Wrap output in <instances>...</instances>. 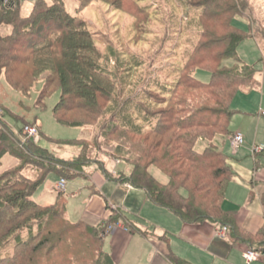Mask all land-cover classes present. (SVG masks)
Here are the masks:
<instances>
[{
	"label": "trees",
	"instance_id": "1",
	"mask_svg": "<svg viewBox=\"0 0 264 264\" xmlns=\"http://www.w3.org/2000/svg\"><path fill=\"white\" fill-rule=\"evenodd\" d=\"M226 1L228 8H220V22H215L218 26L213 24L226 31L217 42L224 48L213 47L212 53L196 55L199 60L171 66L167 75L173 78L158 80L154 87L145 88L152 94L143 95L115 87L128 83L111 66L100 63L103 53L97 36L85 19L66 8L64 0H35L27 15L21 12L20 0H0V78L4 75L13 89L26 96L43 80L37 105L44 107L45 98L59 90L53 109L56 120L65 126L97 129L90 139L74 140L81 145L80 153L65 158L23 139L26 120L15 131L0 116V163L8 154L18 160L12 169L0 170V231H5L0 237V264H118L105 248V239L109 227L121 222V215L114 212L91 225L67 217L64 199L43 204L33 198L50 172L72 178L91 163L115 181L144 189L153 203L185 224L211 222L227 227L236 240L250 246L264 240V227L257 234L246 232L234 213L223 208L233 176L229 154L222 146L232 135V100L242 88L261 85L256 65L242 58L238 47L248 38L264 45V29L252 17L256 6L249 0ZM135 3L144 7L141 1ZM183 3L191 21L206 16ZM238 17L248 22L247 30L237 26ZM197 68L210 74L208 81L196 76ZM152 76L146 82L152 84ZM180 86L192 93L172 97ZM90 143L108 156L115 155L118 145L127 147L137 156L129 160L130 173L110 174L99 157L85 154ZM38 157L46 161L36 162ZM31 164L38 166L34 177L24 173ZM153 168L167 180L153 174ZM256 251L264 255V248ZM170 257L174 264H195L174 252Z\"/></svg>",
	"mask_w": 264,
	"mask_h": 264
},
{
	"label": "rangeland",
	"instance_id": "2",
	"mask_svg": "<svg viewBox=\"0 0 264 264\" xmlns=\"http://www.w3.org/2000/svg\"><path fill=\"white\" fill-rule=\"evenodd\" d=\"M20 1L22 14H28L35 0ZM135 1H141L144 7L137 6ZM180 1L64 0L66 8L72 14H79L85 19L94 35L97 36L99 48L103 53L100 63L105 67L111 66L110 68L116 71L118 76L125 78L122 81L128 83L127 87L125 83L123 84L124 87L121 83L119 85L116 84L115 87L117 89L119 87L123 91L127 89V94L138 91V93L143 95L147 92L145 88L154 87L158 80L166 82L167 78H173L167 75V73H172L169 71L172 68L171 66L180 64L181 67L191 59L192 61L190 62L199 60L200 58L197 56L203 51L212 53L211 48L214 47L213 49L218 51L225 46L224 43L218 45L217 42L223 39L226 31H221V28L218 30V24L215 22H220L221 18L218 16L220 8H228L229 2L226 0H184L183 4L185 6L199 11L201 14H206L202 19L197 20L195 18L191 21L185 13V9L182 8ZM249 2L251 6H256H254L255 11L252 15L253 21L259 25L258 28L264 29V0H249ZM235 23L242 29H248V22L242 17H238ZM253 30H256V28ZM2 31L6 32V28H2ZM217 31L221 32L219 34L216 33L218 35L211 34ZM206 34L211 36L207 38ZM238 52L248 63L256 65L258 69L256 78L261 81V85L242 88L232 100V107L235 109L230 124L232 135L243 128L246 131L243 130L241 133L247 141L246 132L249 128L251 134L259 127L264 130V117L257 120L260 113L264 111V45L259 44L254 38H248L239 45ZM226 64L231 65L232 62L228 60ZM175 68L180 69L178 66H175ZM194 70H196V76L205 81L209 80L210 74L206 70L202 68ZM150 75H153L152 84L151 82H146ZM42 86L43 80L40 79L35 83L30 95L26 96L20 91L13 89L3 75L0 78V102L2 103L0 116L15 131H19L24 126L25 120L26 125L38 126L41 130L39 144L58 156L65 158L74 157L81 150V145L74 140L90 139L97 133V129L92 126L78 127L60 124L53 114V109L60 98V92L59 90H54L50 93L44 100L45 106L41 107L36 104V101ZM184 88V86L175 88L172 97H178L184 91V93L187 91L188 94L192 93V91ZM148 94H152V92ZM157 96L159 98L161 94ZM143 105L145 106V104ZM34 120L35 122L31 123ZM261 133L264 135V132ZM91 146L90 143L88 151L85 153L90 158L99 157L101 159L105 156V152L99 153L100 151L98 152L95 146ZM118 146L128 149L122 145ZM222 146L227 153L230 152L234 156H240L239 154L246 147V145H241L235 148L229 137ZM35 161L40 163L46 161V159L38 157ZM17 163L18 160L8 154L1 161L0 170L12 169ZM37 168L38 166L31 164L25 168L24 173L34 177L38 170ZM153 171L158 178H166L158 169L153 168ZM59 180L60 176L57 173L50 172L46 179L37 187L33 198L43 204H52L55 201L53 196L58 194L62 198L70 200L68 190L75 181L67 178V189L59 193L55 189V185ZM82 180L79 181L83 182ZM150 205L152 206L151 209L146 208V212L149 213V219L153 221L152 226H163L172 235L179 236L182 226L181 218L168 209L157 205L155 207L152 202H150ZM72 207V203H69L66 213L67 217L75 219L76 215L72 212ZM9 212L7 211L6 215ZM7 219L8 217L5 218V223ZM133 220L141 221L140 218H134ZM2 232L5 231H0V237L5 234ZM179 246L184 251L182 253L187 255L193 256L197 253L187 243L180 241L177 247ZM105 248L107 249L108 246L106 245ZM25 263L22 261V264ZM5 264L15 263L6 261Z\"/></svg>",
	"mask_w": 264,
	"mask_h": 264
},
{
	"label": "crops",
	"instance_id": "3",
	"mask_svg": "<svg viewBox=\"0 0 264 264\" xmlns=\"http://www.w3.org/2000/svg\"><path fill=\"white\" fill-rule=\"evenodd\" d=\"M262 117L263 111L257 120ZM243 130L246 131L241 128L237 132ZM261 132L264 130L259 127L251 134L249 128L243 144L246 147L240 156L228 153L233 176L223 202V208L234 213L238 226L251 234H257L264 227V151L255 154L252 150L256 144L264 145ZM135 158L137 156L128 149L118 146L114 156L105 155L101 161L112 175L129 174L132 168L129 160ZM152 172L156 175L153 169ZM159 178L167 180V177ZM70 179L75 181L68 190L70 200L58 194L53 196V203L60 198L66 200L67 205L72 203V212L76 215L73 220L98 225L114 212L121 215V222L113 225L105 239V247L108 246L118 264H174L171 252L195 264H264L261 253V257L253 261H248L244 255L249 248H264V240L250 246L236 240L229 229L222 234L223 227L217 224L188 225L181 220L179 236L172 235L163 226L153 227L146 212V208L152 207L146 191L109 178L97 163L86 166L82 173ZM81 179L83 182L79 181ZM57 184L55 189L60 193ZM180 241L197 253L193 256L182 253V247H177Z\"/></svg>",
	"mask_w": 264,
	"mask_h": 264
},
{
	"label": "built area",
	"instance_id": "4",
	"mask_svg": "<svg viewBox=\"0 0 264 264\" xmlns=\"http://www.w3.org/2000/svg\"><path fill=\"white\" fill-rule=\"evenodd\" d=\"M263 114H264V111H263ZM24 138L25 139H32L34 140L35 142H38L40 141L41 139V130L38 126H34V125H26L24 127ZM235 148L241 146L244 144L245 142V137L244 135L241 133V132H237L235 134L232 135V137H230ZM253 152L256 154V153H261L264 151V145L262 144H256L253 146L252 148ZM66 187H67V179L62 177L60 178L58 184H57V189L61 192H64L66 190ZM113 226H110L109 227V230L112 228ZM228 230L227 227H223V230H222V234L224 232H226ZM244 255H245V258L248 260V261H253V260H256V259H259L261 257V254L260 252L254 250V249H247L245 252H244Z\"/></svg>",
	"mask_w": 264,
	"mask_h": 264
}]
</instances>
